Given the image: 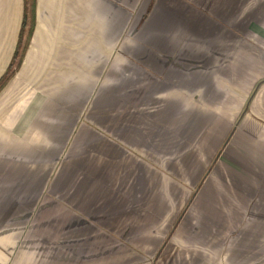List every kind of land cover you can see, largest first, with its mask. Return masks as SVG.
<instances>
[{
	"label": "crops",
	"instance_id": "obj_1",
	"mask_svg": "<svg viewBox=\"0 0 264 264\" xmlns=\"http://www.w3.org/2000/svg\"><path fill=\"white\" fill-rule=\"evenodd\" d=\"M31 11L0 264H264V0H0V78Z\"/></svg>",
	"mask_w": 264,
	"mask_h": 264
},
{
	"label": "trees",
	"instance_id": "obj_2",
	"mask_svg": "<svg viewBox=\"0 0 264 264\" xmlns=\"http://www.w3.org/2000/svg\"><path fill=\"white\" fill-rule=\"evenodd\" d=\"M31 1H33V0H31ZM30 16H31V24H30L29 28L26 31L25 37L23 39H21L22 37L19 39V41L17 43V46L15 48V51L13 53V56L11 58L10 64L8 66V68L12 69L13 64L16 65L15 68L12 69V71L10 72L11 74L18 67L19 62L21 61L22 54L25 51V49H26V47H27V45H28V43L30 41V36H31V31H32V21H33L32 11L30 13ZM8 76H9V73L8 74L4 73L2 75V77L0 78V87L5 84L6 78H8Z\"/></svg>",
	"mask_w": 264,
	"mask_h": 264
},
{
	"label": "rangeland",
	"instance_id": "obj_3",
	"mask_svg": "<svg viewBox=\"0 0 264 264\" xmlns=\"http://www.w3.org/2000/svg\"><path fill=\"white\" fill-rule=\"evenodd\" d=\"M26 5V4H25ZM25 16H26V14H25ZM28 16V22L27 23H25L24 21H23V23L21 24V30L24 28V25L26 24V26H27V29L29 28V26H30V24H31V16H30V13H29V15H27ZM34 24H35V20H34V16H33V21H32V31H31V34H32V32H33V30H34ZM27 29H26V31H27ZM21 33H22V31H21ZM7 74L9 73V76H8V78H6V81H5V83L7 82V80L13 75V74H11L10 73V71H11V68H7ZM14 72V71H13ZM5 85V84H4ZM3 85V86H4ZM3 86H1L0 87V89H2V87ZM31 213V212H30Z\"/></svg>",
	"mask_w": 264,
	"mask_h": 264
}]
</instances>
